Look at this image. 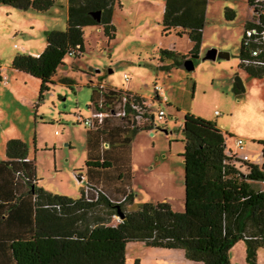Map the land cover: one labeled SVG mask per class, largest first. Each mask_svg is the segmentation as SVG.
<instances>
[{
	"label": "trees",
	"instance_id": "16d2710c",
	"mask_svg": "<svg viewBox=\"0 0 264 264\" xmlns=\"http://www.w3.org/2000/svg\"><path fill=\"white\" fill-rule=\"evenodd\" d=\"M208 1H166L164 34L173 30L179 36L188 35L192 47L188 55L162 49L161 61L171 58L173 65H180L199 57ZM117 2L68 0L66 28L47 31V44L39 55L18 53L13 58L14 69L40 80L38 101L52 89L66 56L84 52V27L101 25L109 40L115 38L112 19ZM55 3L0 0V4L37 12H48ZM248 3L252 6L254 0ZM98 12L100 20L94 16ZM225 16L233 19L235 11L227 8ZM261 17L262 25L247 19L245 29L263 27L264 14ZM246 50L243 37L240 67L261 78L262 70L242 62ZM63 82L74 84L67 76ZM89 85L92 124L87 125L86 185L79 198L39 186L36 160L29 156L27 143L19 138L6 143V158L0 159V264H126V246L131 241L181 249L187 259L201 264H231L230 250L241 240L246 244L247 263L259 264L258 250L264 248V162L259 165L229 155L232 150L226 148L222 128L187 113L182 154L185 209L175 211L169 202L159 201L140 203L133 210L132 135L152 130L155 114L140 94L102 83ZM235 90H239L236 82ZM155 99L162 102L158 96ZM135 106L142 110L140 119L135 118L139 114ZM260 144L264 157V141ZM112 218L117 222L111 223Z\"/></svg>",
	"mask_w": 264,
	"mask_h": 264
},
{
	"label": "rangeland",
	"instance_id": "374dc122",
	"mask_svg": "<svg viewBox=\"0 0 264 264\" xmlns=\"http://www.w3.org/2000/svg\"><path fill=\"white\" fill-rule=\"evenodd\" d=\"M119 1L113 9L115 38L109 40L101 25L84 27V52L66 56L42 101H38L40 80L14 69L11 62L18 53L44 50L47 31L66 28L68 0H56L48 12L0 4V68L5 74V81L0 82V159L6 157L8 140L22 139L30 154L35 153L39 186L79 198L86 185L85 119L92 116L89 84L123 88L144 96L156 119L152 130L132 135L135 202L130 208L158 202L164 193L169 194L173 210L183 211V127L187 113L216 122L223 129L227 150L239 158L262 162L264 75H249L240 67L239 56L252 9L248 0H209L199 57L193 58L195 68L188 70L181 64L173 65L171 58L161 61L162 49L187 54L192 47L188 35L179 36L173 30L164 34L167 0ZM227 8L235 11L233 19L225 16ZM212 49L230 56L207 58ZM66 76L74 84H65ZM236 76L242 78L245 90H235ZM156 84L168 102L155 99ZM160 109L165 118L159 117ZM238 138L244 139V148L237 146ZM170 176H175L179 187L174 190V185L173 195L168 190ZM116 222L112 218L111 223ZM237 244L230 250L232 264H248L245 242ZM166 249L131 241L126 246V264H136L137 260L139 264H167ZM258 263L264 264V248L258 250Z\"/></svg>",
	"mask_w": 264,
	"mask_h": 264
},
{
	"label": "built area",
	"instance_id": "2783aa9c",
	"mask_svg": "<svg viewBox=\"0 0 264 264\" xmlns=\"http://www.w3.org/2000/svg\"><path fill=\"white\" fill-rule=\"evenodd\" d=\"M250 8L252 9V14L249 19L257 25H262L263 21L261 14H264V0H254V3L252 6H250ZM257 8L259 10H257ZM244 44L247 47V50H246V54L242 58V62L247 67L260 69L264 73V26L260 28L256 25L247 27L245 29V34H244ZM155 91H156V96H158V98L161 101L168 102V99L165 96L163 89L158 84H156L155 86ZM135 107H137V109L139 110V114H136L135 118L140 119L142 117V110L140 109V106H135ZM216 113H218V111H216ZM123 114H125V111H123ZM159 117L165 118V112L163 109H160ZM85 123L86 125H91L92 124L91 117L85 119ZM236 144L241 148H244L246 146V143L243 138H238L236 140ZM228 154L234 155L235 153L233 151H229ZM244 159L250 161L247 158V156H245Z\"/></svg>",
	"mask_w": 264,
	"mask_h": 264
},
{
	"label": "crops",
	"instance_id": "0c3cea01",
	"mask_svg": "<svg viewBox=\"0 0 264 264\" xmlns=\"http://www.w3.org/2000/svg\"><path fill=\"white\" fill-rule=\"evenodd\" d=\"M68 6V5H67ZM67 9V8H66ZM30 47V45L28 46ZM46 47V46H45ZM43 51V50H42ZM41 50H33V52H30L28 51L29 54H33V55H39L41 52ZM1 72H2V75H3V81H5V74L3 73L2 69H1ZM8 84V83H7ZM223 130V129H222ZM259 145V143H258ZM86 148H87V151H86V158H87V154H88V147H87V141H86ZM29 156L32 158L34 157L35 160H36V157H35V153L34 155H31L30 154V150H29ZM6 158V157H5ZM1 159H4V158H1ZM86 161V160H85ZM36 162V161H35ZM264 162V160L262 159V162H255L256 164H259V165H262ZM36 166H37V163H36ZM84 170H85V166H84ZM170 174H173L174 172H169ZM85 177V175H84ZM134 178H135V174H134ZM134 181V180H133ZM170 182H171V185L168 186V190L171 192V195H173L175 193L174 190H176V187L177 189L179 188L178 187V183H177V179H176V184H175V176L171 177L170 176ZM175 185V188L173 190V187ZM132 190L133 192H135V189H134V185L132 183ZM161 190V189H160ZM162 198L163 199H160V201H167L169 202L170 198H169V194H164L162 195ZM159 202V201H158ZM242 241V240H241ZM238 243V242H237ZM236 243V244H237ZM238 245V244H237ZM245 246L246 248V244L243 245ZM232 249V248H231ZM168 251V253H165V257H167L169 259V262L167 264H201L200 262H196V261H192V260H189L185 257V254H184V251L181 250V249H166ZM232 264V262H231Z\"/></svg>",
	"mask_w": 264,
	"mask_h": 264
},
{
	"label": "water",
	"instance_id": "95a60500",
	"mask_svg": "<svg viewBox=\"0 0 264 264\" xmlns=\"http://www.w3.org/2000/svg\"><path fill=\"white\" fill-rule=\"evenodd\" d=\"M94 16L97 20H100V12L94 13ZM218 55H221L223 57H229L230 56V54L228 52H223V51L218 52L217 49H212L207 53L206 57L211 58V59H216ZM180 66L182 68L192 70L195 68V63H194V60L192 58H187V59L183 60V62L181 63ZM235 82H236V85L239 89H241V90L246 89L244 86L243 80L240 76H236ZM82 178H83V176L80 175L79 179H82Z\"/></svg>",
	"mask_w": 264,
	"mask_h": 264
}]
</instances>
